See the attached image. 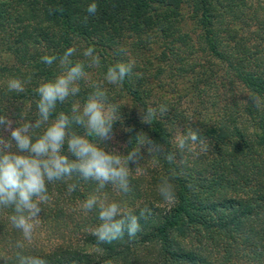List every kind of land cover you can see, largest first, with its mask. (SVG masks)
Masks as SVG:
<instances>
[{"label": "trees", "instance_id": "16d2710c", "mask_svg": "<svg viewBox=\"0 0 264 264\" xmlns=\"http://www.w3.org/2000/svg\"><path fill=\"white\" fill-rule=\"evenodd\" d=\"M93 2L98 12L88 16ZM187 20L200 33L198 43L186 32ZM72 47L77 49L74 62L84 59L82 52L88 47L100 57L98 67L86 69L89 78L76 99L83 102L94 85H102L120 109L122 119L114 131L117 125L141 131L170 151H177L178 129L188 131L191 124L177 104L163 100L158 91L182 80L202 100L203 83L212 87L214 82L213 65L199 60V49L225 65L245 93L236 116L221 111L204 117L206 123H200L208 127L204 135L211 145L239 143L238 155L254 144L264 148V109H256L249 98L264 97V0H0V116L11 120L13 127L35 121L39 100L35 90L59 73L55 64L50 67L41 57L62 55ZM120 47L133 51L136 58L117 54ZM130 59L138 60L131 80L121 85L104 80L110 66ZM11 78L30 83L22 93L9 92ZM128 102L135 109L131 118L124 113ZM161 104L169 111L151 125L142 123L140 109ZM70 106L71 101L58 104L57 112L68 113ZM216 155L210 168L218 179L204 171L208 152H185L177 155L182 163L147 157L141 164L146 171H141V180L131 177L132 191L127 195L111 185L103 190L100 195L125 202L137 215L145 205L152 210L140 219L141 231L135 238L125 232L112 243H99L91 234L100 223L98 210L82 209L95 194L94 182L74 177L71 182L78 188L71 194L63 182L49 184L51 200L42 205L33 239L23 249L15 247L22 233L0 216V264L5 259L7 264H19L17 257L24 255L40 256L47 264H264V157L242 165L237 156L226 157L222 151ZM167 176H173L177 193L171 205L158 193ZM224 191L230 194L224 196Z\"/></svg>", "mask_w": 264, "mask_h": 264}, {"label": "clouds", "instance_id": "9594fccd", "mask_svg": "<svg viewBox=\"0 0 264 264\" xmlns=\"http://www.w3.org/2000/svg\"><path fill=\"white\" fill-rule=\"evenodd\" d=\"M97 12V3H90L88 16H94ZM87 20L86 16L84 23ZM116 51L121 56L129 55L123 47ZM76 52L77 49L72 47L62 55L41 57L42 63L50 67L55 64L59 73L35 90L39 96L36 105L38 118L35 121L13 127L11 120L0 116V216L8 219L12 227L22 233L23 239L15 242L17 249H23L25 242L30 243L33 239L42 205L51 200L48 185L63 182L71 194L78 188V183L71 182L74 177L96 184L95 194L86 199L82 209L85 213L98 210L100 223L91 230L97 241L112 243L122 239L125 232L129 239L135 238L141 231L140 219L147 218L151 208L145 205L139 208L137 215L125 202L111 201L100 193L111 185L115 191L129 194L132 191L131 169L134 168L137 174L146 171L140 166L149 156H162L172 164L182 163V160H177L178 153L195 152L194 146H198L197 154L208 151V144L198 129L177 132L174 141L177 151L168 150L164 144L157 143L143 132L137 134L135 146L129 151L122 152L112 147L110 142L115 139L114 125L122 119L120 109L110 101L102 85H94V90L83 102L76 99L81 93V84L88 81L86 69L100 65V57L95 54L94 48L84 49V59L74 62ZM134 67L135 61L131 59L126 63H116L107 69L104 80L110 85H121L135 75ZM26 83H30V79L22 81L11 78L7 81V89L22 93ZM249 98L256 109H264V97L252 94ZM68 101H71L69 112H57L58 104ZM168 111L164 104L155 107L148 105L140 109L141 121L151 125L154 119ZM41 128L43 132L37 135L36 130ZM132 143L133 140L128 141V144ZM123 147L126 149L128 145ZM173 176H167L158 186L159 196L169 205L177 200ZM10 209L13 214L9 216ZM17 259L19 264H47L40 256L24 255Z\"/></svg>", "mask_w": 264, "mask_h": 264}, {"label": "rangeland", "instance_id": "374dc122", "mask_svg": "<svg viewBox=\"0 0 264 264\" xmlns=\"http://www.w3.org/2000/svg\"><path fill=\"white\" fill-rule=\"evenodd\" d=\"M187 26H186V32L191 35V38L194 40V42L198 43L199 40V31L197 30L196 26L193 25V23L189 20H187ZM134 42V41H132ZM196 54V56H199V60L204 61L202 63H210L209 65L213 69V74L210 76V79H212L214 84H212V87L209 85H205L203 83L202 86V100H205L206 103L201 104L199 98L197 97L198 92L191 87V85H187L183 83L182 80L176 83H168L170 85H166L161 90H159L160 96H162L163 100H167L172 103H176L178 106V109L181 110L186 116H188V122L190 125L189 130L191 129H198L200 132L201 137L206 141L208 144V153L211 155V157L207 160V166L204 169L206 173L211 176V179L215 178L218 179L219 176L215 173V171L211 170L210 166L212 164V161L217 159L219 151H222V154L226 157L228 156H237L242 165H252L253 163L256 164V159L264 157V148L258 147L257 145H252V148L250 150H247L245 152H241V154L238 155V151L240 150L241 146L240 144H234L230 147H225L223 144L225 142L219 141L217 145H211L212 141L208 139V137L205 134L206 128L203 127L200 123H206L205 116L211 117L214 114H217L221 111H228L230 113H233L235 116L239 112V103L241 99H244L245 94L242 91V85L238 83L237 80H235L232 77L231 72H229L228 68H226L225 65L215 62L213 60H210L208 56L205 54H202L199 52ZM130 58H136L133 51L128 52ZM138 56V55H137ZM138 58H140L138 56ZM151 57L148 56V59ZM140 60V59H139ZM138 62V60L135 59V62ZM136 62V63H137ZM135 63V64H136ZM173 73V72H172ZM171 73V74H172ZM171 77V76H170ZM178 77V75H177ZM169 78V77H168ZM179 80V79H178ZM187 89V90H186ZM197 92V93H196ZM126 110L124 111L125 116L129 114V117L134 116V104L128 102L126 103ZM127 117L126 119L128 122H130V118ZM134 118H132V121ZM208 121V120H207ZM118 122V121H117ZM187 122V121H186ZM249 124V123H248ZM184 127H180L178 131L186 132ZM177 131V132H178ZM115 139L114 141L110 142L112 147L118 148L120 151H129L132 147L135 146V137L137 134L141 133V131H137V133L134 131H131L129 127H123L117 125L115 129ZM177 135V134H176ZM133 140L132 144H128V141ZM226 144V143H225ZM123 145H128V148L124 149ZM211 145V146H210ZM196 148L195 153H198V146H194ZM241 151V150H240ZM244 155L248 157V159L242 158ZM224 156V157H225ZM241 156V157H239ZM212 160V161H211ZM134 167V166H133ZM141 167V166H140ZM132 175L131 177L137 180H141V172L139 174L136 173V170L133 168L131 169ZM214 179V180H215ZM224 196H228L230 193L228 191H224ZM219 196H222L219 194ZM141 200V198H140ZM141 202V201H139Z\"/></svg>", "mask_w": 264, "mask_h": 264}]
</instances>
